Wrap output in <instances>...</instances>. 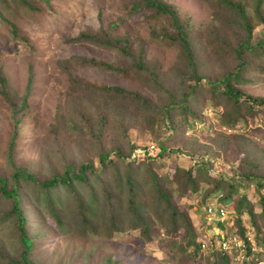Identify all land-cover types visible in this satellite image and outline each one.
<instances>
[{
    "label": "trees",
    "instance_id": "1",
    "mask_svg": "<svg viewBox=\"0 0 264 264\" xmlns=\"http://www.w3.org/2000/svg\"><path fill=\"white\" fill-rule=\"evenodd\" d=\"M143 1L144 7L152 9V17L168 16L171 19L166 27L156 28L153 36L178 46V65L172 67L168 75H160L158 66L144 65L139 58L134 59L132 48L123 46L120 38L114 39L104 32L102 37L92 33L78 35V40L114 47L123 52L125 58L129 57L126 67L95 59H83V65L144 79L158 99L120 86L93 87L94 92L114 96H107L90 108L72 112L74 120L68 131L57 136L63 147L56 153L53 148V155H45L52 161L48 174L40 175L38 171L14 162L20 133L13 128L5 153L8 170L0 172V211H4L5 219L0 222L13 225L19 245L13 255L5 253L6 257H3L0 253V264H38L28 256L38 240L31 239L29 218L24 213L27 203L33 210L31 224L46 216L62 234L74 233L80 238L99 235L112 239L120 232L137 230L141 239L152 240L154 230L162 229L165 242L181 248L184 256L181 264L186 261L198 264L197 255L203 252L209 254L208 264H232L239 252L244 256L241 264H255L254 258L263 256L257 247L264 241V193L261 192L264 189V147L240 132L216 134L209 137L207 143L191 140L185 144L186 149L171 147L167 142L170 136L176 137V132L182 130L183 134L202 120L197 113L208 100L213 106H222L217 117L222 127L247 129L250 125L254 130L258 129V121L264 116V97L247 95L236 85L242 84L250 68L264 72V64L254 67L252 63L254 56L260 57L255 50H264V37L252 43L253 24L244 6L232 0H220V9L226 12L223 13L226 15L223 24L239 26L243 35L235 38L232 45L224 39L220 41L221 46L211 45L212 59L204 62L206 57L197 56L198 49L193 46L192 29L188 31L187 25L181 24L175 9L162 0ZM16 3L23 12L29 7L26 0H16ZM254 17L261 23L264 33V14L257 10ZM124 43H128V38ZM245 55L252 59L245 60ZM223 56L235 58V63L225 66ZM5 84L6 77L0 72V94L10 107L11 118L17 127V122L29 116L27 94L17 104L6 93ZM30 84L31 76L26 87ZM195 104L200 107L195 109ZM177 115H181L180 127L175 124ZM136 127L149 133L165 128L169 135L157 140L153 155L146 147L131 140L130 130ZM260 134L264 140V130ZM172 154L183 155L191 164L188 167L173 164V173L169 174L159 159ZM212 155L229 162L228 175H211V158L217 157ZM243 183L252 184L260 207L258 212L254 211L255 204L248 195H239L238 189ZM194 193L201 195L198 206L202 211L214 200L227 205L230 211L224 221H206L201 213V225L206 228L213 224L225 226L227 234L235 233L245 240L246 227L242 217L246 214L253 242H248L243 251H225L214 246L202 250L200 236L206 230L194 224L188 211L177 202L181 196ZM229 202H232L231 206ZM228 221L232 226H226ZM119 262H110L106 258L103 264Z\"/></svg>",
    "mask_w": 264,
    "mask_h": 264
},
{
    "label": "rangeland",
    "instance_id": "2",
    "mask_svg": "<svg viewBox=\"0 0 264 264\" xmlns=\"http://www.w3.org/2000/svg\"><path fill=\"white\" fill-rule=\"evenodd\" d=\"M175 9L181 24L191 31L193 46L198 49L197 56L206 57L204 62L211 60L210 46L223 45L225 40L234 44L235 38L242 37L239 26H226L223 19L226 12L220 9V0H162ZM241 3L253 24L252 43L264 37L261 23L255 20L257 10L264 14V0H232ZM26 11H22L16 0H0V72L6 77L5 91L17 104L27 94L29 116L17 122L11 118L10 107L0 94V172H7L6 145L13 128L20 134L16 146L15 163L38 171L40 175L48 174L52 161L46 154H54L61 149L57 136L65 134L72 122V112L103 102L105 97L113 94L94 92L93 87L120 86L132 91H138L153 100L157 95L150 91L144 79L132 78L97 66L83 65V59L103 60L114 65L126 67L129 62L125 54L114 47H105L86 40L76 39L80 33H92L102 37L105 34L123 40L121 44L132 48V57L140 59L145 65L158 66L160 75H168L175 65H178L179 48L167 44L162 38H155L153 31L162 25H169L171 19L152 17V9L143 0H26ZM219 6V7H218ZM137 8V9H136ZM225 13V14H223ZM151 16V18H149ZM230 16V15H229ZM156 18V19H154ZM151 19V20H150ZM231 20V19H230ZM165 22V23H164ZM104 32V33H103ZM217 32L215 36L213 33ZM128 38L125 45L124 40ZM207 41L212 44H208ZM220 43V45H216ZM260 57L254 56V67L264 64V50H255ZM227 58H229L227 60ZM250 61L251 56L245 55ZM222 59V58H221ZM220 60V59H219ZM235 58L223 56V64L232 66ZM244 75L241 85L237 84L247 95L264 97V72L257 68ZM29 76L31 84L26 87ZM213 77L212 75H210ZM195 109L199 108L195 104ZM222 106H213L209 100L201 107V121L194 127L176 132L167 144L174 148L186 149L185 144L191 140L207 143L209 137L216 134L232 132L245 133L249 139H254L264 147L261 132L264 130V116L258 121L256 130L250 125L247 129L235 126L232 129L222 127L218 115ZM262 113V112H261ZM177 127L182 125L181 115L176 116ZM169 130L160 128L149 133L140 127L130 130L131 140L140 147H146L155 154L158 139L166 138ZM48 145V148H46ZM78 145V144H76ZM68 146V145H67ZM73 146V145H72ZM46 148V149H45ZM54 148V153H53ZM70 149V147L68 146ZM190 150V149H188ZM217 156V155H212ZM212 168L216 173L230 171L228 161L219 156L211 158ZM168 173H173V164L188 167L191 162L183 155L160 158ZM252 184L243 183L239 187V195L244 193L254 202V211L260 207ZM264 193V189L261 190ZM201 195L194 193L181 196L177 202L188 211L192 222L201 225L199 208ZM24 201H26L24 199ZM199 202V203H198ZM232 202L228 205L231 206ZM27 203L24 213L28 216V228L32 231L31 239L38 240L28 256L38 264H103L107 258L118 264H181L183 253L181 248H175L162 234V229L154 230L152 240L141 239L137 230L120 232L115 238L106 239L102 236L80 238L74 233L62 234L46 216L36 223L31 222L32 209ZM231 208V207H229ZM41 209V208H39ZM3 210L0 219H4ZM5 220V219H4ZM246 229L251 232L248 215L242 217ZM232 222H227L232 226ZM216 232L224 231L225 226L213 224ZM204 230H212V226L201 225ZM206 228V229H205ZM213 231V230H212ZM17 230L11 223L0 222V253L13 255L18 250L15 237ZM218 234V233H216ZM180 239H178L179 241ZM264 247V241L262 242ZM190 250H188L189 252ZM202 254V255H200ZM197 255L198 264H208L209 254ZM232 264H241L233 260ZM186 264H193L186 261ZM216 264V263H215Z\"/></svg>",
    "mask_w": 264,
    "mask_h": 264
},
{
    "label": "built area",
    "instance_id": "3",
    "mask_svg": "<svg viewBox=\"0 0 264 264\" xmlns=\"http://www.w3.org/2000/svg\"><path fill=\"white\" fill-rule=\"evenodd\" d=\"M151 154L153 152L149 151ZM211 173H216L215 169H210ZM204 214V218L206 221H210L211 219H217L219 221H224L228 218V214L230 211L227 208V205H221L217 203V201H212L208 203L205 209L201 212ZM231 222V221H228ZM232 224V223H231ZM226 226L230 227L226 222ZM213 230V231H212ZM212 230H206L200 236V247L202 250L206 251L208 247L214 246L215 248H221L225 251H230L231 249L242 250L245 249L248 245V242H253V237L251 232L248 230L245 232V240L242 239L238 234H230L226 233V230L216 232L212 227ZM218 233V234H216ZM247 241V242H246ZM257 249L261 252L263 250L262 246H258ZM243 251V250H242ZM243 254L239 252L236 256V260H243ZM255 264H264V257L262 258H254Z\"/></svg>",
    "mask_w": 264,
    "mask_h": 264
},
{
    "label": "clouds",
    "instance_id": "4",
    "mask_svg": "<svg viewBox=\"0 0 264 264\" xmlns=\"http://www.w3.org/2000/svg\"><path fill=\"white\" fill-rule=\"evenodd\" d=\"M246 231H247V229H246ZM262 248H263V250H262L261 252H262V255H263V256H261V255H260V257H259V258H262V257H264V247H262Z\"/></svg>",
    "mask_w": 264,
    "mask_h": 264
}]
</instances>
